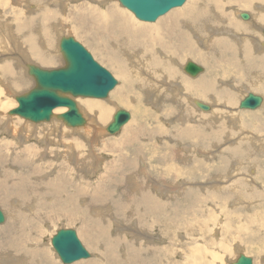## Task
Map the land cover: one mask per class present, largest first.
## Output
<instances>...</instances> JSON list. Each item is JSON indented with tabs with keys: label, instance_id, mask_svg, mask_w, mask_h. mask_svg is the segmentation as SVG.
Instances as JSON below:
<instances>
[{
	"label": "rangeland",
	"instance_id": "1",
	"mask_svg": "<svg viewBox=\"0 0 264 264\" xmlns=\"http://www.w3.org/2000/svg\"><path fill=\"white\" fill-rule=\"evenodd\" d=\"M15 1L17 3L19 0H0V4H1L0 5V20L1 21L7 20L9 22L10 19L16 14V11L12 12V9L16 6ZM188 1L191 3L194 0H186L185 4ZM56 2L58 3L59 0H56ZM81 2L82 0L69 1L64 11L65 13L62 12L59 19L56 20V22H59L60 20V22H62L64 26L66 25L63 28V30L67 32L68 35L73 36L77 41L79 42L81 41L80 43L83 44L89 52H91L93 57L100 64H102L103 66H105L107 69H109L112 72L114 77L118 80V85L110 92L107 98L102 99V100L98 98H92V97L75 98L79 107H81L80 108L81 111L84 112V117L86 116L85 118L87 119V122L91 123V124L84 126V127H87L88 129H83L81 132H79V134H81L83 137V143H81L82 145L79 146L80 153H77L71 147V141H73V138L75 135L76 136L78 135L77 134L78 132L73 131L72 133L71 129H69V127L66 126V124L62 122V120L57 119V118L56 120L55 116L50 121H47V122L33 123L18 115H9L11 117L12 116L14 117V118H11V120L7 117V115H5V114H8L9 110L15 108L18 105L16 99L14 98L13 93L14 94L24 93V92L29 91L35 86L34 79L27 74L23 65L20 64L19 66L21 67V70L27 80V83L25 84V86L24 85L20 86V89L19 87H17L14 90H11V92L9 91L7 92L6 88L0 86V89H1L0 98L2 97V99H4L6 103L5 108L4 107L0 108V119H4L3 121L0 120V122L2 121L0 123L1 124L0 125V141H1L0 145L2 146V147L0 146V150L3 151L4 153L8 150L9 157L11 158L9 159L6 165L7 167H9L10 170H12L13 167L11 166L10 161L13 163L16 160L17 156L19 155L18 153L20 152L22 153L23 147L25 146L28 147L29 145H33V143L39 144L38 142H36L37 140L33 138V135L37 133L39 135L40 142H42L44 146V155L41 156V161H37V162H39L43 166V168L47 166L48 167L47 169H45L47 173L46 171H44L38 176L33 175V174L32 176L34 180L37 179L36 181L41 186L43 185L42 187H45L44 185L48 181L46 180V178H49V179L51 178L52 184L55 183L57 181L56 179L59 176L60 171L65 170V168L68 166H70V169H71V175H69V177L71 178V180L75 182L84 184V189H85L84 192L87 191L88 187L90 188L89 184H94L95 180L100 181L101 178L105 175H107L108 177L104 179L102 194H96L89 199L87 197H84V195L80 197H71L74 195V192H75L74 187H73V184L75 182H72L71 180H64L59 183V195L57 198L56 197L53 198L52 192H47L44 188H42L43 190L47 192V195L44 196L43 198L42 195L37 190H31L27 183L20 182L21 187L19 186V184L16 188L10 187L6 173L2 169H0V174L3 177V182H2L3 184H0V192H7L6 197L4 199H0V207L3 209L6 215V221L3 224H0V231L1 229L2 231L3 230L6 231V229H9L10 231L13 232L15 231L16 228H21L24 231L30 233L31 238L36 239V240L39 239V241L42 242L44 247H47L51 252H53L52 254L54 255V259L52 258V262L45 263L44 260L40 256H38L39 252L38 251L35 252L36 248L29 247L28 245H27V251L22 254H15L14 252L10 250H6V248L2 244L1 235L3 233L1 231L0 264H65L58 257L57 253L55 252L51 244V238L53 237L54 234H56L57 230L60 228L76 229L83 244L85 245L87 250L90 252L91 254L90 257L76 261L81 264H126L128 262H136L137 264H191L190 262H192V254L190 250L192 247V242L190 241L192 240L185 238L186 240L183 242V240H181L182 239L181 237L183 236H179L180 233H182L183 235L187 237H191L194 240L193 242L199 241L200 239L202 240L200 242V246H203L204 244L208 243L213 249L211 250L212 251L211 256H208L205 253L206 255L201 256L202 258L200 257L198 259L197 262L200 264H206L208 262V259L213 264H233V261H235L238 255L240 254V252L234 250L237 244H240V245L242 244L241 246L244 245L245 249H243L242 253L252 257L254 264H264V236H261L262 232L264 233V230L262 229L264 228V175H263L264 174V147H258V146L255 147V144L252 142L254 141V139L251 140V138H255L257 140L264 139V104L256 110L239 109V101L241 100V98L244 97V93L247 90L250 91L249 84L247 82H240V77H239L240 74H237V73H230V74L225 73L227 74V77H224V71L216 72L217 73L216 81H217V84L227 89V92L224 97L226 99V105H224L225 103L221 101L222 97H220V100L218 98V102L215 103L216 106L212 104L213 108H215L216 111L210 110L211 111L210 112V111H204V110L199 109L196 105L192 104L190 99L188 98V97L192 98L193 95L191 93L190 94L186 93V90H184L185 92L183 93L181 91L182 89H180L179 91V93L181 94L178 97L179 99L178 108H175L174 104L170 102L171 97H172V94L170 91H166V94L169 93L166 96V100L163 101L162 104L161 103L157 104V102H155L156 101L155 98L154 99L149 98V96L146 95L147 93H145L148 90L147 88L150 89L152 85L151 86L149 85L150 84L149 81L147 82L148 83L147 84L146 83L147 80H145L144 78L138 77L137 79L136 77L137 74L135 75V73H134L135 76H133V78L134 79L136 78L135 80H136L137 86L133 87L132 89L128 91L129 99L126 100L124 95L122 94L115 95L114 91H116L118 87H121L123 80H121L122 78L119 75L117 76V74L114 72V69L111 67L112 65H109L108 61H106L102 57L104 56V54L101 52L99 47L96 45L98 40L96 41L92 39V37L90 36L91 31L95 30L97 26L90 22V29L84 30L82 28H79L76 23V20H74V18H77L78 16L85 17V12L82 10H79L78 7H76ZM83 2L85 1L83 0ZM59 3L61 4V2ZM261 3L264 4V2L262 1ZM3 4L5 5L7 4V5L4 6ZM110 4H113L119 8H122V10L127 15H129L135 22L151 23L150 21H142L138 19L134 15L133 12H131L126 7L122 6V4L118 0H108L107 5H110ZM238 4L239 3L235 5L237 6ZM69 6L70 8H68ZM74 6H75V9H74ZM99 6H100L99 8L100 10L105 9L104 8L105 6H102V7L101 5ZM240 6L241 8L239 7V5L237 6V8L243 11L250 12V13L251 11H253V9L246 8V7L244 8L241 4ZM18 7L22 9L25 15L28 14L26 13L27 10L25 7L23 6L21 7L18 6ZM228 9L229 10L226 12L227 16L225 18H227L229 22H237V23H240L239 25H241V23L243 22L242 21L243 19L240 17V15L238 16V14L233 12L235 11L236 7L231 4V6ZM66 13H69V14H66ZM1 16H2V19H1ZM159 19H157L153 23H156ZM98 22L100 23L99 19H98ZM73 24L77 26V28ZM216 25H218L219 28L223 26L221 21H219L218 19H217V24H213L211 26L217 29L218 26L216 27ZM235 25H238V24H235ZM242 25L244 24L242 23ZM226 26H230L229 23ZM230 27H233V26H230ZM261 27L263 28L264 24H262ZM187 31L189 32L190 40H193L192 42L194 43L196 41L197 53H202L204 55H207L208 49L203 50L202 49L203 46L202 48H200V44H198L197 42L198 35L196 33H193V26L189 25ZM206 31L207 33L209 31L207 27H206ZM261 32L262 31H260L257 35L264 37V35ZM55 36L56 37L58 36V32H56ZM223 36H228V38L232 37L230 35H223ZM0 39H1L0 40V65H1L4 61L2 54H7L6 47L9 45L11 46V44L8 43L7 41H6L7 43L4 41V43H6L4 44L2 41L1 35H0ZM157 39H159V37ZM57 41L58 40L56 39L54 43L55 45L53 44V50H56L58 48ZM166 41L168 43L177 42V40L173 37V35L170 38L167 37ZM89 44L92 46V48L90 47ZM156 44L158 45V48H159V40L156 42ZM158 48H157V53L161 51ZM250 48L251 49L253 48L251 41L249 39H245L243 48L241 50L245 51ZM180 51H181V48L179 46L177 49V52H180ZM253 55L254 56L252 57V61L254 62V64L251 65L252 66L251 69H258V70H252V72L253 73L255 71H257L258 73L263 72L264 71V52H262L261 55H258L255 53ZM168 56L169 57L166 58L168 62L171 57L174 58V61H172L173 62L172 64L175 66L177 65L185 66V64L191 60L204 67L203 73H205L208 69V65L206 64V62L198 61V59H195L192 56L183 55L180 58L179 55L173 54L169 51H168ZM205 57L211 60V56H205ZM53 58L55 60L54 62L55 64H52L49 66L48 65L44 66L38 62L36 63H38V65L44 68H49V69H52L54 67L59 68V67L64 66L65 61H64V58H62L61 53H60V56L53 55ZM60 59L63 61H61ZM56 60H59V61H56ZM181 69H176L177 77H174L173 74H170V76L167 77L160 72L158 73V76L161 77L162 80H166L167 83H174V84H176V82H180L178 80L183 77H184L183 79H185L186 77H188V79L194 78ZM25 72H26V75H25ZM242 72H244V69H242ZM0 75H2L1 72H0ZM254 78L255 77L250 76V73H249V79L254 80ZM0 81H3V80H0ZM138 81H140L139 83L141 84H139ZM224 82H230L231 86H229L227 83H224ZM139 87L145 90H141L139 89ZM252 92L256 94L264 95L263 92H256L254 90ZM8 93L10 95H8ZM170 95L171 97H169ZM213 97L214 96L212 95L209 98L201 99L197 96H194V98H197L200 101L204 103H208V104H211L210 101H212ZM91 98L92 100L104 101V103H108L111 105L109 106L111 109L108 110L109 117L103 124L96 123L95 118L92 115V113L88 112V115L86 114V109H85L86 107L83 104L84 103L83 101L91 99ZM11 102L16 103L17 105L15 104L12 105ZM168 102L170 103L167 104ZM221 104L224 106H222ZM118 108H123V109L130 111L132 114V117L130 121L119 132L109 135L107 130L106 132H104L102 128L106 127L111 122L112 116ZM5 109L8 111H6ZM229 110L230 111L234 110V111L232 114H230L229 112H227ZM65 111L66 109H62V110L56 109L54 113L56 115L58 113H63ZM164 111L165 113L167 111V113L165 114ZM213 112L214 113L216 112V114H213ZM150 114H152L153 116H148ZM2 115L4 117H2ZM16 116L18 117V119L15 118ZM237 116H238V119L239 117L240 118L242 117L241 119L244 120V121L242 120V125H241V128L243 130L245 129L242 137H241L242 133H239L241 131L239 129L238 130L235 129L234 127V121L238 122L237 119H235L237 118ZM215 117L220 118L218 120L219 123L217 122ZM204 118L205 119L212 118L213 120L215 119L214 121H216L215 124L208 125V130H209L208 132L215 133L216 131H220L221 133H223L226 130L227 135L225 136L221 134V138L218 141L219 143L221 142L224 143L225 147H226V143L228 139H232L233 137L234 138L241 137V139L238 141H242V142H238L234 145H230L225 148L227 149L230 147H234V151L236 153L232 155L237 156L238 154L245 152V156L243 155V158H246L247 150H251L255 153L256 156L254 159L256 160L253 159L252 161L251 159H248L244 162L239 158L233 159L234 161H230L225 168L222 167V169L217 174V176L219 177V180H224L231 184L239 182V180L242 181L244 183L242 190H244V192L245 191L247 192V193L245 192V194L247 196L249 195L248 197H251L254 200V203L252 207L245 210L246 213L244 212L236 220L232 221L231 218L230 219L227 218L228 214H225V213H231L235 209H237V207L234 208L232 206L234 203L237 202V200L231 199V201L229 202L230 200L229 197H228L229 200L227 198V200L225 201L224 198L220 197L221 199L219 198L216 199V197L214 196V198H209V200L206 202H204L203 200L200 201L203 204H198L192 208V210L195 213L194 217H198L199 213L200 214L204 213L205 217H208L209 215H214V222H213L214 225L217 224V221H219V219H222L224 221V223L222 222L221 224L222 229H224V226L229 227L228 225L230 223L232 225V229L243 226L244 228L243 231H236L234 229L232 232H229L228 234L227 232H224L223 230L222 232L218 233L219 235H215L214 230H213L214 228L211 230L207 228L205 230L202 229V226L204 225V223H206L207 219H205L204 217L200 215V217H198V219L194 221L192 215L189 214L192 211L189 204H192V203H190L187 198H186V201H185L186 203H185L184 196L178 199L181 206L184 207L182 216L177 221L174 218V220L167 226L166 223L168 221H167V217L164 214V210L167 206H164L162 208V212L160 213V212H155V211H148L147 205L137 202L135 198V188L131 184L128 183V179H129V176H127L128 170L124 172H120V171L114 172V169L112 168L113 172H106L103 168L106 166V164L109 162L110 159L115 158V155L107 152L108 146H111V149L122 150L120 156L116 154V159L117 157H120L122 159V156L126 157L129 153L132 152L134 147L138 145H148L151 141L156 144L154 139L157 136L155 137L152 136L151 141H149L148 138L150 137L147 135L149 131H151L150 133L155 131L157 124H161L168 130V133H163L165 137L158 138L157 141L162 142V145H159L161 147L160 148L161 150H162V147L164 151L167 149H170V151H172V149H175L180 154V158L176 161L178 162L180 161V163L184 165L183 167H185V172L181 171L182 174L180 175L181 176L180 180H184L189 185L186 192L187 191L191 192L193 190L192 188H195V190H198L199 192H201L200 194L203 196L205 189H208V191H212L214 189H217V190L223 189L226 186L223 188H211L209 186L211 178L207 177L209 173L206 169H202L198 172L193 171L191 173L188 167L186 166L188 165L189 167H193L195 162L192 159L206 160V164H208L210 162L208 160L209 158L216 159V157L219 155V154H217L216 156L211 155L212 157H209V158L202 157L199 152H195V151L201 150L199 147H197L196 139L194 138L189 139V137H187L188 139L182 138L180 132L178 131L179 130L178 128L182 126H185L184 128H186V126H196L197 123L203 120ZM14 121H17V122H14ZM4 122H9V124L12 123V126L11 125L8 126L10 132L5 130ZM94 126H97L99 128V131L96 132V129L94 128ZM175 126L177 129L175 128ZM222 126L226 127V129L225 128L222 129ZM14 127L16 128L15 132L18 133L17 137L13 136L12 134V130L14 129ZM24 129H26L27 131H25ZM21 130L23 132H21ZM230 131H232V136L230 135ZM19 133L21 137H26L25 135L28 134L31 137V140H27L23 142L22 138L19 137ZM123 133H126V135H129L130 133L137 134L138 142L135 144V146L132 145V146L122 147L120 139H122ZM166 134H170V135L167 136ZM22 142L24 143V145L22 144ZM110 142L112 143L109 144ZM218 142H213V143L216 144ZM213 143H211L212 148L214 145ZM34 147L28 149L31 152H29L28 150L26 151L24 150L25 160L27 158L26 156H30V155L32 156L35 153ZM187 148H190L191 150H188ZM208 148H210V146H207V148L203 150L207 151ZM93 150L98 155V159L92 153ZM161 150H156V148L150 144V146H147L145 151H142L141 153V156H142L141 159L147 162L149 170L155 174H160L163 171L161 169V166L163 165V160L160 158V156L164 155L166 151L163 152ZM229 157H226V159L229 160ZM85 158L87 160L86 161L87 165H84ZM154 158H156L157 160H154ZM95 159L98 160L97 163H93ZM79 160L83 161L82 165L78 162ZM89 160L91 164H88ZM170 161H168L169 163L167 164L168 168H171ZM238 161L242 163L240 172L236 173L239 175L233 178H229V176L231 177V176L236 175V174L235 175H232V174H233V169L235 168V165ZM213 163L214 161L210 162L208 165L210 167H213L214 165ZM219 163H220L219 161L218 163L215 162L217 166H219ZM256 163H257V169H255V167L253 168V166H255L254 164ZM6 165H4V168L7 169ZM177 168L179 169V167H173V169H177ZM252 168H253V171L251 170ZM16 171H19V169ZM105 172L106 174L103 175ZM185 173H188V174H186L185 176ZM214 173L216 174L217 171ZM251 173L254 174V178L256 180V186H252L251 184L246 182V178L248 177V174L253 176ZM92 174H94V176H91ZM245 174H247L246 178H244V176H246ZM189 176H190V179H187L189 178ZM114 178H118V179L114 181ZM39 181H42V182H39ZM4 184L6 185V187H4ZM94 186L96 185L94 184ZM227 187H229V185H227ZM208 191L206 193H208ZM251 192H252V195H251ZM254 195H256V197ZM52 199H54V201ZM114 199H119L121 203L119 205H115L112 202V200ZM221 200H224L225 204H224V201H221ZM169 203L173 204L174 201L171 200ZM229 205H231V207ZM243 208L245 209V207ZM188 209H190L189 210L190 212L189 211L187 212ZM195 209H197L196 212H195ZM218 209H220L219 211L221 212H219ZM46 212H48L52 218L46 219L45 218V216L47 215ZM75 212L83 213L84 216L87 218V222L90 226H88L87 228H83L82 220L72 219L69 217L71 214ZM134 212L141 217L143 224L155 226L153 228L154 230H151L152 232L148 231L146 233V236L143 235L142 237V234H143L142 231L139 230L137 226L132 224L135 222ZM98 213H102V215ZM37 214L39 215V218L36 217ZM11 215H14L15 218H12ZM116 215L119 216L120 218L122 217L123 221L126 224H124L120 220V218L118 219ZM84 216L83 218L82 217L81 218L85 219ZM111 216L113 220L111 219ZM16 218L18 219V221H16ZM228 220L229 222H227ZM257 220L259 221V225L257 226L253 225L254 222H256ZM115 221L122 222L121 224L122 226L126 225L125 226L127 227L126 230L119 229L120 228L119 226H118L119 228H117L116 225H118L117 224L118 222L115 223ZM242 221L244 223H242ZM35 222H39L41 224L40 232L36 231ZM191 222H193L194 225L196 224L195 229H193L194 225H192L191 227L187 226ZM237 224L238 225L240 224L241 226H238ZM97 225H104L106 227L103 237H101L100 235H98V233L92 230L91 226L96 227ZM134 228H137L138 231L140 232V235H139L140 238L138 236H134L133 234H131V231ZM200 228H201V231L199 234L197 233L198 232L197 230ZM7 232L8 230L6 231V234ZM251 232H256L259 235V237L257 239L248 238V235L246 234L251 233ZM89 234H91V238L88 237ZM116 239H119V241H116ZM108 240L111 241L110 246L108 244L106 245V241ZM144 240L152 241L154 243L153 247L146 248L144 242L140 243L141 241H144ZM237 241L238 243H236ZM242 242H245L246 244L245 243L243 244ZM220 245L226 246L228 250L224 252L223 250H221L222 247H220ZM189 246L191 247L189 248ZM216 248L220 249L221 251H218ZM214 250H217V251H214ZM30 252L34 253V257L30 255ZM74 263H71V264H74Z\"/></svg>",
	"mask_w": 264,
	"mask_h": 264
},
{
	"label": "bare ground",
	"instance_id": "2",
	"mask_svg": "<svg viewBox=\"0 0 264 264\" xmlns=\"http://www.w3.org/2000/svg\"><path fill=\"white\" fill-rule=\"evenodd\" d=\"M69 1H71V0H59V2H61V4L59 2H58L59 3L58 4L56 2V0H19L17 3L15 1L16 6L14 5L15 7L12 9V12L16 11V14L13 17L11 16L12 18L10 19L9 22L7 20L6 21L0 20V26L3 25L0 27V35H1L2 41H3V43H4V41L5 42L7 41L8 43L11 44V46L6 45L7 46L6 47L7 54H2L4 61L0 65V72L3 75V76L0 75V80H3V81H0L1 82L0 86L6 88L7 92L8 91L11 92V90H14L17 87H19V89H20V86H22V85L25 86V84L27 83L26 77L24 76V74L21 70V67L19 66L20 64L23 65L26 72L28 69L27 68L28 63H35V64L40 63L44 66L45 65L49 66V65L55 64L54 63L55 60L53 58V55H59L60 56V53H61L60 48H59L60 39L63 36H70L67 34V32H65L63 30V28L66 25L64 26V24L62 22H60V20H59V22H56V20L59 19L62 12L65 11L66 6H67ZM84 1L85 2H83V0H82V2L80 4H78L76 7H78L79 10H82L85 12V17L84 16L83 17L78 16L77 18H74V20H76L78 27L82 28L84 30L90 29V22L97 26V28L95 30L91 31L90 36L92 37V39H94L96 41L98 40L96 45L99 47L101 52L104 54V56H102V57L106 61H108L109 65H112L111 67L114 69V72L117 74V76L119 75L122 78L121 80H123L121 87H118L116 89V91H114L115 95L122 94V95H124L126 100L129 99L128 91L130 89H132L133 87L137 86L136 80H135L136 78L135 79L133 78V76H135L137 74V76H136L137 79H138V77L144 78L145 80H147L146 83L149 81V83H150L149 85L150 86L152 85V87L150 89L147 88L148 90L145 93H147L146 95L149 96V98H152V99L155 98L156 101L155 100L154 101L157 102V104H160V103L162 104V102L166 100V96L169 94V93L166 94V91H170L172 94V97H171V95L169 96V97H171L170 102H172V104H174L175 108H178V105H179L178 97L181 94V93H179V91H180V89H182L181 91L183 93L185 92L184 90H186V93H188V94L191 93L193 95L192 98H190V97H188V98L190 99L191 103L194 105H195L196 100H199L197 98H194V96H197V97L202 99V98H209L212 95L214 97H213L212 101H210L211 105L213 104L214 106H216L215 103L218 102V98L220 100V97H222L221 101L225 103L224 105H226V99L224 97H225V94L227 92V89L222 87L221 85L217 84V81H216V76H217L216 72H220V71H224V77H227V74H225V73L240 74L239 75L240 82H247L249 84V87H250V89H249L250 91L247 90L244 93V96L247 95L249 92H252L253 90L256 92H263L264 93V71L261 73H258L257 71H255L253 73L252 70H258V69H251L252 68L251 65L254 64V62L252 61V57L254 56L253 54L255 53V54L261 55V53L264 52L263 51L264 50V37L257 35L264 28V27L263 28L261 27L262 24H264V4L261 3V1L264 2V0H260L259 1L260 3H254V1H252V0H194L191 3L188 1L182 7L174 8L170 12L165 14L164 16L159 17L160 19L158 18L159 20L156 23H153V22H151V23L135 22L129 15H127L122 10V8H119L113 4L107 5L108 0H88V1L84 0ZM55 3H57V4H55ZM90 3H92V4H90ZM237 3H239L238 5L240 8H241V6H240V4H241L244 8L246 7V8L253 9V11H251V15H252L251 18L248 21L247 20H242L243 22L241 21L244 25H242V23H241V25H239L240 23H237V22H229L227 20V18H225L227 16L226 12L229 10L228 8L231 6V4L236 7L235 11H233V12L238 14V16L240 15V13L243 10L237 8L238 5L237 6L235 5ZM12 4H13V2H12ZM3 5L6 6L7 4L6 5L3 4ZM99 5H101V7L105 6L104 7L105 9L100 10ZM18 6L25 7L27 10L26 13H28V14L25 15L23 13L22 9L19 8ZM68 8H70V6ZM74 9H75V6H74ZM66 14H69V13H66ZM1 19H2V16H1ZM5 19H6V17H5ZM98 19L100 20V23L98 22ZM217 19L219 21H221L223 26L219 28V26L216 25V27L217 26L218 27H217V29H215V27H213L211 25L217 24ZM87 20H88V22H87ZM84 22H85V24H84ZM228 23L230 26H233V27L226 26ZM235 24H238V25H235ZM189 25L193 26V33H196L198 35L197 42H198V44H200V48H202V46H203V48H202L203 50L208 49L207 55H204L202 53H197L196 41L194 43V42H192L193 40H190V38H189V32L187 31ZM75 27L77 28V26H75ZM206 27L209 30L208 33L206 31ZM211 27H213V28H211ZM3 30H4V32H3ZM56 32H58L57 37L55 36ZM61 33H63V34H61ZM68 33H69V31H68ZM172 35L177 40L176 43H172V42L168 43L166 41V38L167 37L170 38ZM223 35H230L232 37L228 38V36H223ZM193 36H194V34H193ZM158 37H159V39H157ZM56 39L58 40L57 41L58 48L56 50H53V44L55 43ZM212 39H214V40H212ZM245 39H249L251 41L253 48L242 51L241 49L243 48ZM158 40H159V48H158V45L156 44V42ZM86 41H88V40H86ZM6 43H4V44H6ZM169 44H171V45H169ZM179 46L181 48V51L177 52V49ZM90 47L92 48L91 45H90ZM157 48L161 50V51L158 50L159 51L158 53H157ZM168 51L173 53V54L179 55L180 58L183 55H188V56L194 57L195 59H198V61L206 62V64L208 65V69L205 73L202 72L203 74L200 73L197 76H192V77H194L193 79H188V77L183 79L184 78L183 77V78H180L178 80L180 82H176V84L167 83L166 80H162L161 77L158 76L159 72L164 74L167 77H169L170 74H173L174 77H177V70L176 69L182 68L181 70H184V65L175 66L172 64L173 63L172 61H174L173 57L170 58L169 62L167 61L166 58L169 57ZM182 51H183V53H182ZM205 56H211V60L206 58ZM56 61H59V60H56ZM61 61H63V60H61ZM36 62H38V63H36ZM62 64H64V63H62ZM56 67H58V66H56ZM242 69H244L245 73L242 72ZM26 72H25V75H26ZM134 73H135V75H134ZM249 73H250V76L255 77L254 80L249 79ZM139 82L140 81H138V83ZM181 82H183V83H181ZM224 83H227L229 86H231L230 82H224ZM139 84H141V83H139ZM23 88H25V87H23ZM139 89L145 90V89H142L141 87H139ZM134 90H136V89H134ZM21 94H23V93H20V94L19 93H16V94L13 93L15 99H16V96L21 95ZM8 95H10V94L8 93ZM133 98H134V96H133ZM83 102L82 103L86 107L85 108L86 114L88 115V112L92 113V115L95 118L96 123L103 124L108 119V117H109L108 116V110L111 109L109 107V106H111L110 104L104 103V101L92 100V98L85 100ZM170 102H168L167 104H169ZM5 104L6 103H5L4 99H2V97H1L0 98V108H3V107L5 108V106H6ZM11 104L17 105L14 102H11ZM263 104H264V102H263ZM84 105H83V107H84ZM224 105H222V106H224ZM62 109H66V108H57V110H62ZM159 110H160V108H159ZM165 110H166V108H165ZM6 111H8V110H6ZM211 111H216V109L212 108ZM233 111L229 110L227 112L232 114ZM115 112H114V114H115ZM164 113H165V111H164ZM166 113H167V111H166ZM83 114H84V112H83ZM114 114H113V116H114ZM184 114H185V112H184ZM213 114H216V112L215 113L213 112ZM5 115H7V117L10 120H11V118H14L13 116L12 117L9 116L8 114H5ZM113 116H112V119H113ZM148 116H153V115L150 114ZM2 117H4V116L2 115ZM15 118L18 119L17 116ZM241 118L239 117V119H238V116H237V118H235V119H237L238 122L234 121V127H235V129H237V130L239 129L241 131L239 133H242L241 134V137H242L245 129L243 130L241 128L242 120H243ZM55 119H56V117H55ZM215 119L219 123L218 120L220 118L215 117ZM0 120L3 121L4 119H0ZM56 120H55V122H56ZM214 120L212 118H207V119L204 118L203 120L199 121L196 126H186V128H184L185 126H182V127L178 128L179 129L178 131L180 132L182 138L189 137V139L190 138L196 139L197 147H199L201 150L195 151V152H199L202 157L209 158V157H212L214 155L216 156L217 154H219L216 157V159H212V158L208 159L210 162L214 161L213 167H210L208 165L210 162L208 164H206V160H200V159H197V160L192 159L195 162L193 167H189L188 165H186V166L188 167V169L190 170L191 173L193 171L198 172L202 169H206L209 173V175H207V177L211 178L209 186L211 188H223L226 186L223 189H218V190L217 189H214V190L211 189L212 191H208V189H205L203 196L200 194L201 192H199L198 190H195V188H192L193 190L191 192H188V191L186 192L189 185L184 180H180V177H181L180 175L182 174V172H185V167H183L184 165H182V163H180V161L179 162L176 161L180 158V154L175 149H172V151H170V149H167V150H165L166 151L165 152L163 147H162V150H161L160 149L161 147L159 145H162V142L157 141L158 138L165 137V135L163 133H168V130L164 126H162L161 124H157L155 131L152 133H150L151 131H149L148 135H147L150 137V138H148L149 141H151L152 136L153 137L157 136L154 139L156 144L151 141L148 145H138V146L134 147L132 152L129 153L126 157L122 156V159L120 157H117V159H116V154H118V156H120L122 150L111 149V146H108L107 152L115 155V158L110 159L109 162L106 164V166L103 168L106 172H113L112 168L114 169V172L115 171L124 172V171L128 170L127 171V176H129L128 183L131 184L135 188V198H136L137 202L147 205L148 211H155V212H160V213L162 212V208L164 206H167L164 210V214L167 217V221H168L166 223L167 226L174 220V218L177 221L182 216L184 207L181 206L178 199L180 197H183V196H184V202L186 201V198H187L189 200V202L192 203V204H189L191 207V210L194 206H196L198 204H203L200 201L203 200L204 202H206L209 200V198H214V196L216 197V199L217 198H219V199L224 198L225 201L229 197L230 198V200L228 198L229 202L231 201V199H236L237 202L235 201L236 203H234L232 206L234 208L237 207V209H235L231 213H225V214H228V217H227L228 219L231 218L232 221H234L240 215H242L245 212V210H247L248 208L253 206L254 200L251 197H248L249 195L247 196L245 194L246 191L244 192V190H242V187L244 185V183L242 181L239 180V182L231 184V183L226 182L224 180H219V177L217 176V174L222 169V167L225 168L230 161H234L233 159L239 158L244 162L248 159H251L253 161V159L255 158L256 155L251 150L246 151V156H247L246 158H243V155L245 156V152L238 154L237 156L232 155V154L236 153L234 151V147H230L227 149H225V148L230 146V145H234L238 142H242V141H238L241 139V137H236V138L233 137L232 139H228V141L226 143V147H225L224 143H222V142L219 143L218 141L221 138V134L225 135V136L227 135L226 130L223 133H221L220 131H216L215 133L208 132L209 131L208 125L209 124H215L216 121H214ZM7 121H9V120H7ZM14 122H17V121H14ZM12 123L9 124V122H4V126H5L6 131H9L8 126L9 125L12 126ZM88 124H91V123L87 122V124H85V125H88ZM85 125L80 126V127H75V128L69 127V129H71L72 133H73V131L78 132L77 133L78 135L77 136L75 135L73 138V141H71V147L77 153H80L79 146L82 145L81 143H83V137L81 134H79V132H81L83 129H88L87 127H84ZM106 127L102 128L104 132H106ZM94 128L96 129V132L99 131V128L97 126H94ZM175 128H176V126H175ZM224 128L226 129V127L222 126V129H224ZM15 130H16V128L14 127V129L12 130V134H13V136L17 137L18 133L15 132ZM24 130L27 131L26 129H24ZM21 132H23V131L21 130ZM24 135H25V133H24ZM109 135H110V133H109ZM166 135L168 136L170 134H166ZM230 135L232 136V131H230ZM25 136L26 137H21V135L19 133V137L22 138L23 142L27 141V140H31V137L28 134ZM33 138H35L37 140L36 142H38L40 145L37 143H33V145H29L28 147H26V146L23 147L22 153L20 152L21 154L17 152L19 155L17 156L16 160L13 163L10 161V164L13 167L12 170H10L9 167H7V165H6L9 161V159L11 158V157H9L8 150L5 153L0 150V169H2L6 173L10 187L16 188L18 186V184L21 187L20 182H24V183L28 184V186L30 187L31 190H37L42 195L43 198H44V196L47 195V192H52L53 198H55V197L57 198L59 195V183L61 181H64V180H71V178L69 177V175H71L70 166L66 167L65 170L60 171L59 176L56 179L57 181L55 183L52 184L51 178L50 179L46 178V180H48V181L44 185L45 187H42L43 185L41 186L36 181L37 179L34 180L32 174L38 176L42 172L46 171L45 169H47L48 166L45 167V165H44L45 168H43V166L39 162H37V161H41V156L44 155V146H43L42 142H40V138H39V135L37 133L33 135ZM74 139H76V140H74ZM252 139H254V141H252V142L255 144V147L256 146L264 147V139L263 140H257L255 138H251V140ZM84 141H86V140H84ZM120 141H121L122 147L123 146H132V145L135 146V144L138 142V136L135 133H130L129 135H126V133H123L122 139H120ZM23 142H22V144L24 145ZM86 142H88V141H86ZM213 142H218V143L214 144ZM111 143L112 142H110L109 144H111ZM211 143L214 144L213 148L211 147V145H212ZM16 144H18V143H16ZM150 144L152 146H154L156 148V150H161V151L165 152L164 155L160 156V158L163 160V165L161 166V169L163 171L160 174L152 173L149 170L147 162L141 159L142 158V156H141L142 151H145L147 146H150ZM217 144H218V146H217ZM207 146H210V148H208L207 151H204L203 149L207 148ZM32 147H34L35 153L33 154V152H32V154H33L32 156L31 155L26 156L27 158L25 160V157H24L25 151L28 150L29 148H32ZM187 149L191 150L190 148H187ZM28 151L31 152L30 150H28ZM92 153L98 159V155L95 153L94 150L92 151ZM14 156H15V154H14ZM226 157H229V160H227ZM87 159H89V158H87ZM154 160H157V159L154 158ZM254 160H256V159H254ZM86 161L87 160L85 158L84 159V165H87ZM168 161H170V164H171L170 167L171 168L167 167L168 166L167 164L169 163ZM218 161L220 162L219 166H217L215 164V162L218 163ZM42 162H43V160H42ZM78 162L82 165L83 161L79 160ZM97 162H98V160H96V159H95V161H93V163H97ZM181 162H183V161H181ZM88 164H91L90 160H89ZM4 165H6L7 169L4 168ZM232 165H233V163H232ZM241 165H242V163L239 161L236 163L235 168L233 169L232 175H235L236 173L240 172ZM254 165L255 166H253V168L255 167V169H257V163ZM173 167H179V169L178 168L173 169ZM14 168L16 170L19 169V171H16ZM23 168H24V170H23ZM253 168L251 169L252 171H253ZM216 171H217V173L215 174L214 172H216ZM106 172L103 175H105ZM46 173H47V171H46ZM186 174H188V173H185V176H186ZM237 175H239V174H236L235 176H231V177L229 176V178L236 177ZM245 175L246 176H244V178L247 177V174H245ZM252 175L253 176L248 174V177L246 178V182L251 184L252 186H256V180L254 178V174H252ZM91 176H94V174H92ZM107 177L108 176L105 175L101 178L100 181L95 180L94 184L96 186H94V184H89L90 188L88 187L86 192H84V190H85L84 184L71 180L72 182H75L73 184L75 192H74V195L71 197H80V196L84 195V197H87L89 199L96 194H102L104 179ZM84 178H86V177H84ZM116 179H118V178H114V181ZM187 179H190V176ZM2 182H3V177L0 174V184H3ZM39 182H42V181H39ZM227 185H229V187H227ZM4 187H6L5 184H4ZM42 188H44L47 192L45 190H43ZM197 189H199V188H197ZM207 191H208V193H206ZM6 195H7V192H0V199H4L6 197ZM251 195H252V192H251ZM254 196L256 197V195H254ZM261 198H262V196H261ZM52 200L54 201V199H52ZM171 200L174 201L173 204L169 203ZM221 201H224V200H221ZM225 201H224V204H225ZM112 202L115 205H119L121 203L119 199H114V200H112ZM211 206H213V205H211ZM229 206L231 207V205H229ZM243 207H245V209ZM199 208H201V207H199ZM205 208H207V207H205ZM189 210L190 209H188L187 212ZM196 210L197 209H195V212H196ZM219 210L220 209H218V211ZM219 212H221V211H219ZM46 213H47V215L45 216L46 219L52 218L48 212H46ZM98 214L102 215V213H98ZM134 214H135V222L132 224L137 226L139 228V230L142 231V233H143L142 237H143V235L146 236V233L148 231L154 230L153 228L155 226L143 224L141 217L139 215H137L135 212H134ZM189 214L192 215L194 221L197 220L198 217H200V215L202 217H204L205 219H207L206 223H204V225L202 226V229L205 230L207 228V229L211 230L214 228L213 230H214L215 235H219L218 233L222 232L223 230H224V232H227L229 234V232H232L234 229L236 231H243V229H244L243 226L232 229V225L230 223L228 225L229 227L224 226V229H222L221 224H222V222L224 223V221L222 219H219V221H217V224L214 225L213 224L214 215H209L208 217H205L204 213H202V214L199 213L198 217H194L195 213L193 210ZM205 214H207V213H205ZM83 216H84L83 213L75 212V213L71 214L69 217L72 219L82 220V222H83L82 227L87 228L90 225L88 224L87 218L85 216H84L85 219H82ZM210 216H211V218H210ZM11 217L15 218L14 215H11ZM36 217L39 218V215L37 214ZM117 218L119 219L120 217L117 216ZM111 219H112V216H111ZM12 220H14V219H12ZM120 220L124 224H126L123 221L122 217L120 218ZM16 221H18L17 218H16ZM116 222H118V221H115V223ZM122 222L119 221L117 223L118 225H116V226H117V228L120 227L119 229H121V230H126L127 227H125L126 225L122 226L121 225ZM227 222H229V220ZM242 223H244V222L242 221ZM40 225L41 224L39 222H35V227H36L37 232L41 231ZM192 225H194L193 222L189 223L187 226L191 227ZM253 225H255V226L259 225V221L257 220L256 222H254ZM238 226H241V225L239 224ZM91 228L94 232L98 233V235H100L101 237L104 236V233L106 230V227L104 225H97L96 227L91 226ZM195 228H196V224L194 225L193 229H195ZM134 229L131 231V234L139 237L140 232L138 231L137 228H134ZM177 229H179V228H177ZM262 229L264 230V228H262ZM7 230H8V232H7L8 235L6 234ZM1 231H2V229H1ZM1 231H0V235H1ZM6 231L3 230L2 231L3 234L1 235L2 244L6 248V250H10V251L14 252L15 254H22V253H25L27 251V245H28L29 247L36 248L35 252H37V251L39 252L38 256H40L44 260L45 263L52 262V258L54 259V255L52 254L53 252H51L47 247H44V245L42 244V242L39 241V239L36 240V239L31 238L30 233L24 231L21 228H16L15 231H13V232L10 231L9 229H6ZM197 231H198L197 233L200 234L201 228L198 229ZM246 235H248V238H252V239H257L259 237V235L256 232H251V233H248ZM179 236L184 237V239H183V237H181L182 238L181 240H183V242L186 240L185 238L192 240V241H190V242H192V247L189 246V248L191 247V250L190 249L189 250L191 251V254H192V262H190L191 264H200L197 261L201 256H204L206 254L208 256L212 255L211 250H213V249L211 248V246L208 243L204 244L203 246H200V242L202 241L200 239H199V241L193 242L194 240L191 237H187V236L183 235L182 233H180ZM261 236H264L263 232H262ZM88 237L91 238V234H89ZM145 238H147V237H145ZM108 241H106V245L108 244L110 246L111 241H109V242ZM116 241H119V239H116ZM143 242L145 243L146 248H151L154 245V243L152 241L144 240V241H141L140 243H143ZM209 242H210V240H209ZM236 243H238V241ZM242 243L244 244L245 242H242ZM241 245L237 244L235 246L234 250L242 253V251H243V249H245V247H244V245L243 246H241ZM220 247H222L221 250H223L224 252L228 250V248L226 246L220 245ZM232 248H234V247H232ZM250 248H251V246H250ZM217 250L221 251L220 249H217ZM217 250H214V251H217ZM0 251H1V248H0ZM244 252H245V250H244ZM30 255L32 257H34L33 252H30ZM76 263L81 264L78 262H76ZM76 263H74V264H76ZM126 264H137V263L136 262H128ZM206 264H213V263L208 259V262Z\"/></svg>",
	"mask_w": 264,
	"mask_h": 264
},
{
	"label": "water",
	"instance_id": "3",
	"mask_svg": "<svg viewBox=\"0 0 264 264\" xmlns=\"http://www.w3.org/2000/svg\"><path fill=\"white\" fill-rule=\"evenodd\" d=\"M142 21L154 22L170 10L185 4L186 0H118ZM243 20H249L251 13H240ZM264 35V28L262 29ZM65 65L59 68H44L35 63L27 64V74L35 81L29 91L16 96L18 105L8 111V115H18L33 123L50 121L54 116L68 127H80L87 124L75 98L92 97L105 99L118 85L112 72L100 64L83 44L73 36H63L59 43ZM184 71L197 76L204 67L194 61H188ZM264 96L249 92L239 102V109L256 110L262 106ZM195 105L204 111L213 106L196 100ZM57 108H66L63 113L55 115ZM132 117L130 111L118 108L106 130L115 134L126 125ZM6 221V215L0 207V224ZM51 244L58 257L65 264L91 256L74 228H60L51 238ZM233 264H254L253 258L240 253Z\"/></svg>",
	"mask_w": 264,
	"mask_h": 264
},
{
	"label": "crops",
	"instance_id": "4",
	"mask_svg": "<svg viewBox=\"0 0 264 264\" xmlns=\"http://www.w3.org/2000/svg\"><path fill=\"white\" fill-rule=\"evenodd\" d=\"M252 1H254V3H260L259 2L260 0H252ZM242 12H244V11H242Z\"/></svg>",
	"mask_w": 264,
	"mask_h": 264
}]
</instances>
